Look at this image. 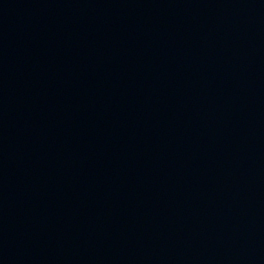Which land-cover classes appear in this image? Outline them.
<instances>
[{
  "label": "water",
  "instance_id": "water-1",
  "mask_svg": "<svg viewBox=\"0 0 264 264\" xmlns=\"http://www.w3.org/2000/svg\"><path fill=\"white\" fill-rule=\"evenodd\" d=\"M0 264H264V0H0Z\"/></svg>",
  "mask_w": 264,
  "mask_h": 264
}]
</instances>
